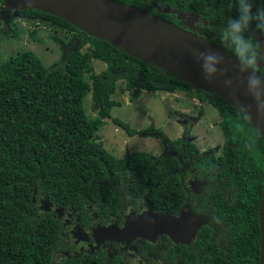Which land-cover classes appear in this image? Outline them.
Returning <instances> with one entry per match:
<instances>
[{
    "label": "trees",
    "instance_id": "16d2710c",
    "mask_svg": "<svg viewBox=\"0 0 264 264\" xmlns=\"http://www.w3.org/2000/svg\"><path fill=\"white\" fill-rule=\"evenodd\" d=\"M115 1L193 31L234 55L219 33L237 15L236 0ZM167 7L197 13L200 22L189 28L178 13L165 12ZM252 8L253 14L264 9V0H252ZM16 18L39 19L70 36L67 41L53 38L63 50L54 65L46 66L30 50L0 62V264H127L121 255L106 252L67 256L70 234L54 211L63 209L87 230L116 216L122 223L127 200L137 214L179 215L189 207L208 217L193 245L185 248L188 264H260L264 140L253 122L225 98L211 94L225 138L220 154L202 152L186 137L171 140L155 129L137 132L112 115L121 106L113 98L119 82L131 99L140 92H192L193 84L41 11L9 10L0 21V35L18 38ZM255 32L253 23L250 35L257 42ZM95 61L106 69L96 72ZM89 95L95 117L85 105ZM108 121L129 136H159L165 152L111 155L100 135ZM190 178L202 181L203 189L191 192ZM47 204L53 210H46Z\"/></svg>",
    "mask_w": 264,
    "mask_h": 264
},
{
    "label": "water",
    "instance_id": "95a60500",
    "mask_svg": "<svg viewBox=\"0 0 264 264\" xmlns=\"http://www.w3.org/2000/svg\"><path fill=\"white\" fill-rule=\"evenodd\" d=\"M3 2L4 10L0 21L6 19L9 10H37L48 13L65 20L89 36L107 41L117 48H122L131 56L178 75L191 82L196 89L218 94L235 107L237 98L246 104H253L251 97L246 94V85L240 76L238 62L233 54L195 32L154 14L115 0H3ZM165 12L178 13L179 18L192 29L201 19L197 13L184 14L172 11L170 7H167ZM203 21L205 25L208 24L206 20ZM254 39L264 45V35L255 32ZM191 49L213 51L222 55L225 60L222 68L226 76L234 80L233 88L225 87L223 83L225 76H218L212 82L206 81L200 62ZM263 66L264 64H261V67ZM250 120L264 140V120L256 118L254 106ZM201 185V182L193 179L188 182V189L199 192ZM45 209L53 210L49 204ZM54 211L60 216L64 213L61 208ZM70 218L71 215L68 221ZM259 220L260 264H264V192L259 206ZM205 221L204 216H199L189 209L180 216L144 211L129 216L122 228L98 226L95 228V238L122 243H130L139 238L156 242L160 237L169 235L175 241L188 245L195 241ZM82 233H84L82 228L75 232L74 237L77 241H81Z\"/></svg>",
    "mask_w": 264,
    "mask_h": 264
},
{
    "label": "rangeland",
    "instance_id": "374dc122",
    "mask_svg": "<svg viewBox=\"0 0 264 264\" xmlns=\"http://www.w3.org/2000/svg\"><path fill=\"white\" fill-rule=\"evenodd\" d=\"M4 6L0 5V11ZM13 28L18 38L0 35V62L4 63L20 51L35 52L46 66L58 63L62 56V47L54 41L58 36L68 40L70 33L56 32L51 24L39 19L24 20L16 18ZM33 33V35H32ZM86 50V48H85ZM96 72L106 69L102 62H94ZM125 85L119 82L114 99L121 103L112 111L115 118L128 123L137 132H162L167 138L176 140L186 137L196 143L202 152L222 149L225 138L221 128V116L210 103V93L194 88L192 92L148 93L140 92L136 99H131L128 92H123ZM198 91H201L198 92ZM91 95L85 100L89 114L97 113L91 108ZM105 149L113 156L122 158L127 153L144 151L156 156L162 155L166 146L156 135L129 136L112 121L101 132Z\"/></svg>",
    "mask_w": 264,
    "mask_h": 264
},
{
    "label": "clouds",
    "instance_id": "9594fccd",
    "mask_svg": "<svg viewBox=\"0 0 264 264\" xmlns=\"http://www.w3.org/2000/svg\"><path fill=\"white\" fill-rule=\"evenodd\" d=\"M237 15L228 20L226 27L219 38L225 48H231L238 62V71L246 85V94L251 97L253 104H246L237 98L236 107L243 119L253 116V106L256 118L264 120V74L261 64H264V45L254 42L250 31L253 23L255 30L264 34V9L253 14L252 0H236ZM198 59L204 78L208 82L214 81L218 76H225L223 83L226 88L232 89L234 80L226 76L222 65L224 57L213 51H200L191 49Z\"/></svg>",
    "mask_w": 264,
    "mask_h": 264
},
{
    "label": "flooded vegetation",
    "instance_id": "af4514ba",
    "mask_svg": "<svg viewBox=\"0 0 264 264\" xmlns=\"http://www.w3.org/2000/svg\"><path fill=\"white\" fill-rule=\"evenodd\" d=\"M211 151H216L217 154H220V152H218L217 150H211ZM193 179L196 178H190L188 182ZM198 181L202 183L201 185V190H202L205 184L200 180ZM188 182H187V186H188ZM194 193H198V192H194ZM228 199H230L229 195H228ZM124 206H125L126 214L123 216L122 223L119 222V218L116 216L112 221H110L106 225H100L96 223L93 227H89L87 230L81 227L79 222L73 219L72 215L70 221H68L70 214L64 212L63 215L60 216V218L67 225V229L70 234V241L68 242L69 246L65 252L66 255L69 256L71 253L95 254L97 252H106L107 255L110 257L112 256L117 257L121 255V259L127 264H188L184 255V251L185 248L191 247L194 242L188 245L182 244L180 242L175 241L169 235H164L160 237L158 240H156V242H151L142 238L133 240L130 243L96 239L95 228H97L98 226L106 227V228H109L111 226H118L122 228L125 225L129 216L137 214L132 207L133 202L127 200L125 201ZM126 206L129 208H127ZM187 209L196 213L195 211L191 210L188 207L180 211L179 215H174V216H180ZM199 216H204L206 218L205 224L208 222V217L206 215H199ZM96 219L97 216L94 215V221ZM78 228H82V230L84 231V233L80 234L82 238L81 241H77V239L74 237V234ZM198 264H200V262H198Z\"/></svg>",
    "mask_w": 264,
    "mask_h": 264
}]
</instances>
